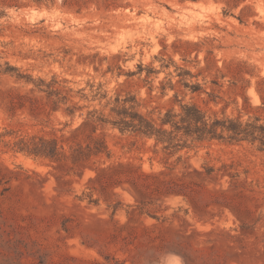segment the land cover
<instances>
[{
	"label": "rangeland",
	"instance_id": "obj_1",
	"mask_svg": "<svg viewBox=\"0 0 264 264\" xmlns=\"http://www.w3.org/2000/svg\"><path fill=\"white\" fill-rule=\"evenodd\" d=\"M9 1L17 5L0 2L2 65L8 61L33 77L57 74L75 89L102 83L110 94L132 91L148 108L165 110L174 93H160L166 73L145 81L144 73L128 72L152 60L159 68L154 56L164 45L182 62L174 42L208 37L192 70L206 65V49L213 46L227 76L213 86L212 65L205 72L206 88L219 95L218 102L207 93L193 99L220 115L247 118L260 112L264 0H243L237 7L224 0H108L109 6L105 0L73 6L63 0ZM188 57L194 59L195 52ZM232 60L246 61L245 79L232 75L226 66ZM31 86L0 75V264H264V152L255 144L183 151L187 167L180 164L166 175L160 157L150 159L153 140L132 145L133 138L108 130L110 158L74 168L52 163L5 144L19 133L49 130L39 123L42 116L13 106L14 93ZM209 160L216 166L234 162L241 176L205 179L194 169L203 170ZM97 166L107 169L106 177L98 178ZM140 172L158 173L163 182L141 178ZM143 183L176 191L159 193Z\"/></svg>",
	"mask_w": 264,
	"mask_h": 264
},
{
	"label": "trees",
	"instance_id": "obj_2",
	"mask_svg": "<svg viewBox=\"0 0 264 264\" xmlns=\"http://www.w3.org/2000/svg\"><path fill=\"white\" fill-rule=\"evenodd\" d=\"M34 1L41 3L44 0ZM107 1L105 0L106 5L109 6L110 3ZM224 1L228 6L237 7L243 0ZM0 2L9 6L17 5L9 0ZM62 4L80 5V1L63 0ZM239 19L242 21L240 16ZM209 40L206 37L200 41L174 42V52L181 53L182 62L175 60L173 54L167 52V45H164L163 50L154 56V59L160 62L159 68L153 65L152 60L148 64L139 63L136 71L128 72L129 76L144 73L145 81H149L153 75L160 72L166 73L158 85L160 93L166 95L168 90H173L174 93L171 104L165 110L158 106L148 108V101L141 99L132 91L117 89L110 94L103 88L102 83L98 85L88 83L89 88L84 86L75 89L68 84L67 79L60 78L57 74H53L50 79L42 76L33 77L31 74L20 72L18 67L8 61L5 65L0 63V75H11L25 84L32 83L29 91L14 93L17 100L13 106L28 109L35 118L42 116L39 123L43 127H49V130L43 133H19L14 141L5 144L16 152L46 158L52 163L70 164L74 168L78 165L95 164L104 156L110 158L112 149L107 139L108 130H118L121 135L133 138L132 145L138 140H143L144 143L149 139L153 140L154 154L150 159L160 157L166 168L162 174L166 175L174 172L180 164L186 168L182 152L196 149L201 145L248 142L255 144L264 152V101L258 107L259 113L243 118L241 113L227 115L223 112L220 115L216 111L209 112L193 99L196 95L207 93L209 101L218 102L219 95L206 88L208 81L205 72L209 71L212 65L215 67V77L210 80L213 86H221L218 78L227 76L222 67L217 65L213 46L206 49L204 57L206 65L196 71L192 70V65L197 66L201 62L198 58L199 51ZM193 52L194 59H189L188 56ZM245 64L246 61L232 60L226 66L231 69L235 78L245 79L244 73L248 72ZM201 75L204 82L199 80ZM153 89L154 87L150 86L149 92L151 93ZM180 93L184 96L191 94L192 99L186 101L184 96L180 97ZM207 153L210 154L209 151ZM202 167L203 170H194L205 179L217 178L219 174H228L231 180H237L241 176V171L234 162L223 161L221 165L216 166L209 160L205 161ZM127 168L133 171L132 167ZM96 169L100 170L98 178L106 177L104 175L108 171L105 167L97 166ZM245 172L247 173V170ZM138 176L154 179L158 183L163 182L158 173L140 172ZM143 186L152 188L148 183H143ZM152 190L159 193L176 191L175 188L163 190L160 185H156Z\"/></svg>",
	"mask_w": 264,
	"mask_h": 264
},
{
	"label": "bare ground",
	"instance_id": "obj_3",
	"mask_svg": "<svg viewBox=\"0 0 264 264\" xmlns=\"http://www.w3.org/2000/svg\"><path fill=\"white\" fill-rule=\"evenodd\" d=\"M169 258V257H168ZM179 258V257H178ZM167 259V258H166ZM173 259V258H172ZM181 260V259H180ZM178 264V263H177Z\"/></svg>",
	"mask_w": 264,
	"mask_h": 264
}]
</instances>
